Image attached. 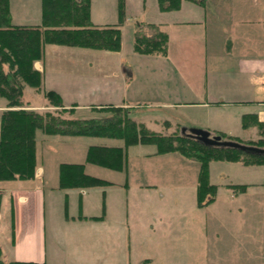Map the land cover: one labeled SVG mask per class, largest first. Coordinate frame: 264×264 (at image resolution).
Returning <instances> with one entry per match:
<instances>
[{
	"label": "crops",
	"instance_id": "1",
	"mask_svg": "<svg viewBox=\"0 0 264 264\" xmlns=\"http://www.w3.org/2000/svg\"><path fill=\"white\" fill-rule=\"evenodd\" d=\"M150 1L153 17L141 21L159 24L169 33L167 54L135 50L138 24L134 30L124 26L136 0H126L121 49L47 44L45 56L35 62L44 74L42 90L57 91L76 110L115 104L136 114L151 107L152 114L133 117L156 131L182 127L187 123L178 117L188 115L185 120L192 127L257 138L258 127L246 128L242 119L255 113L264 121V0H183L173 10ZM22 9L17 21L11 0L15 24L41 22L42 0H25ZM91 18L98 25L117 23L118 0H92ZM163 107L178 111L160 112ZM8 108V99L0 96V133L2 113ZM40 131L35 176L0 179L2 260L120 264L122 247L127 246V257L136 259L135 264H264V164L213 160L210 180L218 189L212 202L198 204L197 176L191 180V202L166 205L159 202V183L145 177L130 181V152L121 169L86 160L91 144H115L79 137L105 136L61 135L74 137L68 140L42 131L47 147L73 141L64 150L66 157L52 158L47 167L38 152ZM142 144L154 143L130 146ZM171 153L176 152L158 153L156 146L142 156L169 155L165 159L173 160ZM84 160L89 173L111 183L62 187L60 164ZM141 171L146 175L151 167ZM233 184L247 186L237 189ZM134 195L142 196V202H135ZM147 195L151 202H143Z\"/></svg>",
	"mask_w": 264,
	"mask_h": 264
},
{
	"label": "trees",
	"instance_id": "2",
	"mask_svg": "<svg viewBox=\"0 0 264 264\" xmlns=\"http://www.w3.org/2000/svg\"><path fill=\"white\" fill-rule=\"evenodd\" d=\"M205 4L206 0H192ZM162 10L181 7L183 0H158ZM92 0H42V21L38 24H15L12 20L11 0H0V96L8 99L10 108L2 113L0 133V179L31 178L37 169V131L60 135H97L124 138V145L91 144L87 161L121 169L127 163V147L135 143H154L158 153L179 152L199 163L197 201L212 202L218 186L210 180L213 160L242 161L244 164H264V154L246 152L237 147L210 145L195 136L179 131L161 133L138 122L130 115L132 108L107 105L104 116L75 117L64 114L68 108L62 96L53 89H45L49 105L57 111L41 112L28 108L25 87L43 89V72L35 66L45 56L47 44L58 43L98 49L120 50L122 24L126 19V0H118L119 20L114 24L98 25L91 18ZM150 27L149 34L144 29ZM134 48L140 53L167 54L169 33L153 22H139ZM243 126L256 125L260 137L244 140L223 131H213L223 138L234 139L264 147V121L255 113L243 115ZM111 181L91 174L84 162H62V187L104 186ZM245 189L247 184H233ZM0 264H44L38 262H6ZM145 264V263H142Z\"/></svg>",
	"mask_w": 264,
	"mask_h": 264
},
{
	"label": "rangeland",
	"instance_id": "3",
	"mask_svg": "<svg viewBox=\"0 0 264 264\" xmlns=\"http://www.w3.org/2000/svg\"><path fill=\"white\" fill-rule=\"evenodd\" d=\"M16 9V20L19 19L20 13H22L24 10L22 9L23 2L25 0H12ZM134 6H129V20L125 24V30H134L136 24L139 23V21L148 19L149 17H153V10H152V3L150 0H148V4L145 5V1L141 0V2H138L136 0V3ZM139 5V7H138ZM146 9V10H145ZM144 10V11H143ZM137 14V15H136ZM127 17V15H126ZM127 19V18H126ZM14 20V19H13ZM16 20L14 22H16ZM18 21V20H17ZM42 21V19L40 20ZM151 30L150 27L144 29L145 32ZM150 32V31H149ZM130 33V32H129ZM148 33V32H147ZM53 46V45H52ZM52 48V47H51ZM51 54L53 55V52L51 51ZM51 55V56H52ZM67 58V54H65ZM25 99L27 101L26 104L28 108H32L41 112H45L47 110H52L54 112H59L56 107L53 105H49L48 98L45 96V90L42 89H36L30 85H26L25 87ZM49 105L50 107H47L46 109L42 108V105ZM38 106V107H37ZM68 106V105H66ZM41 107V108H39ZM68 108H72L71 106H68ZM151 107H142V109L137 110L136 114L133 112H130V115L133 117L134 115L137 117H141L142 115L146 114H152L151 110H149ZM164 110L160 112H165V110H171L172 113H175L178 111V109L175 108H166L163 107ZM74 111H66L64 112L65 115L67 116H75V117H92V116H104L107 114H110V111L107 109L101 108V107H94L91 109H77L73 107ZM153 112V111H152ZM158 113V112H157ZM188 116V115H186ZM186 116H179L178 120L183 119V123H187L185 125H188L189 128L191 124L190 122H187L185 119ZM141 123V122H140ZM144 123V122H143ZM147 127H149L146 123H144ZM155 128H160V125H157L155 123L151 124ZM180 126H175L173 128V131L171 132H161V133H177L181 131L183 127ZM150 128V127H149ZM213 133V132H212ZM258 136L259 138L260 131L258 128ZM59 136H54L53 138H69L68 140H72L71 138H74L73 136H61L60 134H57ZM45 134L40 131V135L38 136V152L40 154V158L43 160H46L45 165L49 167V164H51V159L56 157V158H63L66 157L68 152H65L64 150L70 146V143L73 141H67L63 142L60 144V146L54 145L53 147H47V142H43ZM79 138H90V140H95V141H102L105 143L109 144H115V145H124V138L120 137H79ZM256 136H247V139L244 140H255L257 139ZM84 139H78V140H84ZM66 140V139H62ZM80 142V141H77ZM127 153L129 156L130 152V158H129V168H130V181L132 183H136L138 181H141L144 179L150 182H157L160 185L161 188V195H159V202L170 205L174 204L176 202H191L192 201V192L191 190V180L194 181V179H197L198 173H199V163L197 161L193 160H188L183 157L182 154L179 152L176 153H171L170 156H176V158H173V160L165 159L169 155H159L157 156H152L149 158H146L143 155L144 152L147 151H153L156 149V146L154 144H142L138 146H130L127 147ZM59 150V152H58ZM128 158V157H127ZM87 160V159H86ZM184 160V161H183ZM85 163L84 161H81ZM128 166V165H127ZM126 167V166H125ZM149 168L151 167V173H147L146 175L142 174L141 169L142 168ZM154 170V171H152ZM156 172V173H155ZM36 173V172H35ZM196 181V180H195ZM2 182V181H0ZM135 202H142V196H136L134 195ZM152 196L147 195V198L143 200V202H151ZM183 199V200H182ZM191 199V200H190ZM194 199V198H193ZM138 229V227H136ZM122 252L124 259L121 261L120 264H135L136 259L129 260L127 257V246L122 247ZM122 260V259H121Z\"/></svg>",
	"mask_w": 264,
	"mask_h": 264
},
{
	"label": "water",
	"instance_id": "4",
	"mask_svg": "<svg viewBox=\"0 0 264 264\" xmlns=\"http://www.w3.org/2000/svg\"><path fill=\"white\" fill-rule=\"evenodd\" d=\"M182 132H187L206 144L237 147L246 152L264 154V147L234 139L223 138L221 134L212 133V131L206 128L194 126L188 130L186 127H183Z\"/></svg>",
	"mask_w": 264,
	"mask_h": 264
}]
</instances>
